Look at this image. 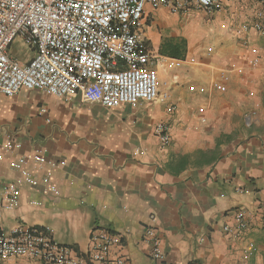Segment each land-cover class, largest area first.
Returning <instances> with one entry per match:
<instances>
[{
  "label": "crops",
  "instance_id": "crops-1",
  "mask_svg": "<svg viewBox=\"0 0 264 264\" xmlns=\"http://www.w3.org/2000/svg\"><path fill=\"white\" fill-rule=\"evenodd\" d=\"M217 1L212 11L147 6L139 30L159 73L153 102L111 109L82 94L0 96L5 231L46 228L83 255L91 235L105 230L121 237L111 256L126 264H264V33L255 29L264 0ZM181 19L186 39L169 32ZM205 35L216 52L200 46L194 53L190 41ZM172 42L183 47L172 53ZM160 124L169 127V145L156 133ZM8 142L14 148L5 151ZM20 157L24 165L13 168ZM13 183L20 194L7 210L4 191ZM238 211L246 227L236 234ZM148 227L161 239L163 262L151 258ZM0 264L43 263L18 257Z\"/></svg>",
  "mask_w": 264,
  "mask_h": 264
},
{
  "label": "built area",
  "instance_id": "built-area-1",
  "mask_svg": "<svg viewBox=\"0 0 264 264\" xmlns=\"http://www.w3.org/2000/svg\"><path fill=\"white\" fill-rule=\"evenodd\" d=\"M187 3L204 11L218 6L217 0H0V96L13 97L22 89L41 90L60 99L82 94L111 109L153 102L160 96L159 73L139 30L140 21L149 5L176 12ZM259 17L262 23H256L255 29L264 33V12ZM17 38L34 53L25 64L10 52ZM156 133L164 145L170 144L166 124L158 125ZM13 148L11 142L2 147ZM25 160L20 157L11 165L19 169ZM34 161L43 165L45 158L37 154ZM24 180L35 183L27 172ZM19 194L17 184L7 186L5 209L15 207ZM235 218L237 234L246 227L244 212H236ZM224 230L233 233L229 226ZM144 238L151 245V258L163 262L156 230L148 227ZM90 240L88 251L77 255L58 244L46 228L19 224L5 231L0 222V263L23 257L43 264H126L123 257L111 256L121 237L101 230Z\"/></svg>",
  "mask_w": 264,
  "mask_h": 264
},
{
  "label": "rangeland",
  "instance_id": "rangeland-1",
  "mask_svg": "<svg viewBox=\"0 0 264 264\" xmlns=\"http://www.w3.org/2000/svg\"><path fill=\"white\" fill-rule=\"evenodd\" d=\"M170 31H174V32H179L181 35V39L185 38L184 37V21L181 19L179 21L176 22V24L170 26L169 28V32ZM194 36H192L193 38ZM213 37L209 36V35H205L202 36V39H200L199 37L196 38L194 37L191 41H190V46H191V50L196 53L198 51V48L200 46H202V49L206 50L208 53L212 52L215 53L216 52V47L215 44L213 42ZM186 39V38H185ZM182 43V42H181ZM181 43L179 42H175L168 47V50L172 53L176 52L178 50V46L181 45ZM183 44V43H182ZM186 46H187V42H186ZM187 51V48L185 50V52ZM10 52L20 61V62H24L27 61L28 59L32 58L34 53L29 49L28 46H26L22 39L17 38L14 40V42L11 45L10 48Z\"/></svg>",
  "mask_w": 264,
  "mask_h": 264
},
{
  "label": "trees",
  "instance_id": "trees-1",
  "mask_svg": "<svg viewBox=\"0 0 264 264\" xmlns=\"http://www.w3.org/2000/svg\"><path fill=\"white\" fill-rule=\"evenodd\" d=\"M181 46H182V45H180V47L178 46V50H177V51H179V50L183 47V46H182V47H181Z\"/></svg>",
  "mask_w": 264,
  "mask_h": 264
}]
</instances>
